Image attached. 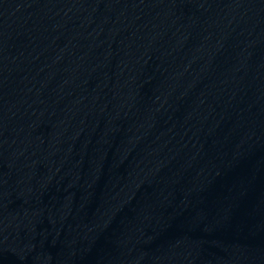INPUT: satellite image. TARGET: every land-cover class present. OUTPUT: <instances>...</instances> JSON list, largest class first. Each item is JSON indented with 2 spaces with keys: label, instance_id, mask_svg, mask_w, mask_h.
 <instances>
[{
  "label": "water",
  "instance_id": "1",
  "mask_svg": "<svg viewBox=\"0 0 264 264\" xmlns=\"http://www.w3.org/2000/svg\"><path fill=\"white\" fill-rule=\"evenodd\" d=\"M264 0H0V264H253Z\"/></svg>",
  "mask_w": 264,
  "mask_h": 264
}]
</instances>
